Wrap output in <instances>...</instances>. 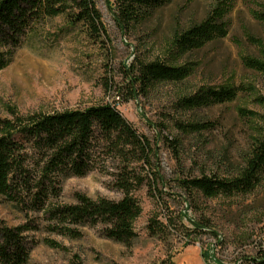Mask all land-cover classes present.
Listing matches in <instances>:
<instances>
[{
    "label": "rangeland",
    "instance_id": "rangeland-1",
    "mask_svg": "<svg viewBox=\"0 0 264 264\" xmlns=\"http://www.w3.org/2000/svg\"><path fill=\"white\" fill-rule=\"evenodd\" d=\"M231 1L227 36L198 50H180L174 35L202 20L215 0H174L150 20L130 26L115 19L113 0H96L107 37L91 36L83 25L57 16L23 36L18 46L0 43L6 58L0 70V119L110 101L153 150L150 164L127 170L143 178L142 184L130 178L142 210L128 246L105 238L101 224H65L75 231L69 234L55 228L62 225L54 218V207L74 203L78 193L120 199V161L102 157L84 176L54 179V172L43 176V154L26 145V176L15 172L11 194L0 195V225L27 228L22 232L29 250L26 264H257L264 258V172L250 192L209 198L181 189L176 181L201 172L235 174L254 137H264L259 101L264 74L243 63L244 57L262 58L247 37L263 36L250 13L258 0ZM155 59L186 66L189 73L178 82H153L144 92L135 88L134 97L124 101L128 69ZM224 86L239 87L234 100L196 108L179 102ZM239 109L252 117H242ZM196 122L213 127L190 131L185 125ZM151 219L160 223V233L150 231ZM191 219L207 227L200 230Z\"/></svg>",
    "mask_w": 264,
    "mask_h": 264
},
{
    "label": "trees",
    "instance_id": "trees-1",
    "mask_svg": "<svg viewBox=\"0 0 264 264\" xmlns=\"http://www.w3.org/2000/svg\"><path fill=\"white\" fill-rule=\"evenodd\" d=\"M174 0H113L115 19L124 26L150 20L157 11ZM257 8L250 9L252 17L262 26V38L248 35V39L260 51V57H244L243 63L264 74V0L256 2ZM231 0H215L202 20L193 23L174 35L173 44L182 51L198 50L207 43L225 38L229 23L227 14L232 9ZM64 16L71 23L83 25L91 36L107 37L96 0H0V43L18 46L20 39L48 19ZM6 65V58L0 52V70ZM189 69L182 65H171L155 59L140 62L128 69L130 79L128 101L136 94L135 88L144 92L153 82L183 80ZM107 89V88H106ZM239 87H208L201 92L183 96L180 104L187 108L223 104L234 100ZM264 104V98H259ZM242 117L251 118L248 110L239 109ZM190 131L210 129V122L185 124ZM184 125V126H185ZM184 130L187 128L184 127ZM29 145L43 154V176L54 172V179L66 176H84L94 169L100 158L110 157L123 164L119 188L122 197L118 200L107 198L92 199L78 193L75 202L54 207V218L62 225L55 227L63 233L75 231L68 225L103 226L105 238L124 245H131L135 238L133 223L141 213V206L131 194L133 185L143 183L140 175L127 171L132 164H150L152 146L149 139L138 133L116 105L110 101L88 105L84 108L63 109L51 113L34 112L24 116L12 114L11 118L0 119V195H10L11 178L15 172L26 176L24 149ZM264 172V137H254L248 154L243 158L242 167L235 174L220 176L214 172L198 175L179 176L176 181L185 191H197L204 197L219 194L232 195L252 191ZM131 173V176H130ZM134 173V172H133ZM129 174V175H127ZM192 220L200 230L207 223ZM150 231L160 233V223L150 220ZM154 222V223H153ZM24 226L9 228L0 225V262L2 264H26L29 250L22 236ZM188 244V243H186ZM206 263V253L202 252ZM256 260V258H251ZM257 264H264V258ZM156 264H164L159 262ZM237 264V263H234Z\"/></svg>",
    "mask_w": 264,
    "mask_h": 264
}]
</instances>
